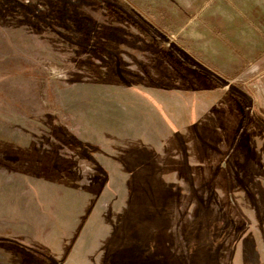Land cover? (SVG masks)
Returning a JSON list of instances; mask_svg holds the SVG:
<instances>
[{
  "label": "rangeland",
  "instance_id": "374dc122",
  "mask_svg": "<svg viewBox=\"0 0 264 264\" xmlns=\"http://www.w3.org/2000/svg\"><path fill=\"white\" fill-rule=\"evenodd\" d=\"M108 188L103 264H264V0H0V264Z\"/></svg>",
  "mask_w": 264,
  "mask_h": 264
},
{
  "label": "crops",
  "instance_id": "0c3cea01",
  "mask_svg": "<svg viewBox=\"0 0 264 264\" xmlns=\"http://www.w3.org/2000/svg\"><path fill=\"white\" fill-rule=\"evenodd\" d=\"M123 185H120V187H115V192L121 193L123 191ZM111 185V189H112ZM119 188V189H118ZM111 189H106L105 193H102L100 199L97 201V206L94 207V214L93 217L90 220L84 219L82 225L80 228L72 230L68 232L67 234L70 236L71 244L69 248H63V253L66 251L65 255V261L66 264H78V262L82 260V263L85 262V264H103L106 254V247L107 243L110 241V238L112 237V228L110 227V224L107 220L104 219V216L102 215L101 208L102 203L107 202L110 200L111 197H113L110 194ZM101 201V202H100ZM92 213V212H91ZM89 216V215H88ZM96 222L99 226H101L102 229V240L101 242L93 248L92 245H88L93 241L95 237V228H96ZM86 221L85 225L84 222ZM169 223V222H168ZM167 224V223H166ZM64 235L61 234V239L59 241V245L61 247L62 240ZM49 238H47L48 240ZM75 245V246H74ZM155 245V244H154ZM156 247V246H155ZM86 251L88 252L86 254ZM91 251H94L93 254H91ZM82 252V253H80ZM81 263V264H82Z\"/></svg>",
  "mask_w": 264,
  "mask_h": 264
},
{
  "label": "trees",
  "instance_id": "16d2710c",
  "mask_svg": "<svg viewBox=\"0 0 264 264\" xmlns=\"http://www.w3.org/2000/svg\"><path fill=\"white\" fill-rule=\"evenodd\" d=\"M127 16L129 17V21L135 25L138 29H140L141 31H143L150 39L156 41L158 43V41L160 40L158 38V36L154 35L152 32H150V29L149 28H146V25L144 23H142L141 21H137V20H133L129 14H127ZM171 55H173L174 57L176 58H179L180 59V55L179 54H176V52H170ZM14 249H16L18 252L22 253L23 255L26 254V252L20 248H17V247H14Z\"/></svg>",
  "mask_w": 264,
  "mask_h": 264
}]
</instances>
